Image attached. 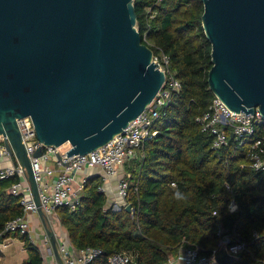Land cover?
I'll return each instance as SVG.
<instances>
[{
  "label": "water",
  "instance_id": "water-1",
  "mask_svg": "<svg viewBox=\"0 0 264 264\" xmlns=\"http://www.w3.org/2000/svg\"><path fill=\"white\" fill-rule=\"evenodd\" d=\"M133 2L0 0V136L24 169L57 264H64L58 238L47 227L17 120L30 117L43 146L68 145L69 159L107 145L146 110L165 74L142 41ZM202 2L210 90L231 111L258 108L264 117V0ZM42 155L39 148L34 157ZM126 211L134 214L131 205ZM214 258L239 259L227 245Z\"/></svg>",
  "mask_w": 264,
  "mask_h": 264
},
{
  "label": "trees",
  "instance_id": "trees-1",
  "mask_svg": "<svg viewBox=\"0 0 264 264\" xmlns=\"http://www.w3.org/2000/svg\"><path fill=\"white\" fill-rule=\"evenodd\" d=\"M133 3L143 43L155 56L170 57L181 90L154 123L157 134L126 169L131 175L126 203L134 214L108 208L102 177H88L76 210H57L69 242L77 250H102L93 264H108L119 252L136 254V264H168L182 247L211 256L222 229L230 244L240 238L247 246L229 264H264V173L248 166V146L238 147L230 136L228 146L215 150L214 137L197 122L215 98L208 84L212 47L202 25V0ZM18 180H0V233L8 221L24 215L21 198L7 190ZM232 201L238 205L235 213L229 211ZM6 237L24 244L29 258L23 264H42L28 234Z\"/></svg>",
  "mask_w": 264,
  "mask_h": 264
},
{
  "label": "built area",
  "instance_id": "built-area-1",
  "mask_svg": "<svg viewBox=\"0 0 264 264\" xmlns=\"http://www.w3.org/2000/svg\"><path fill=\"white\" fill-rule=\"evenodd\" d=\"M161 1L158 0V3ZM153 62L165 74V82L161 91L123 133L95 152L68 159L66 152L69 147L62 152L65 146L58 149L46 147L38 141L34 123L30 117L17 120L22 143L31 160L38 185L42 210L47 219L55 217L60 221L57 210L61 207H68L71 211L76 210L82 197L86 178L81 183H77L75 175L89 168L100 170L103 192H105L104 184L110 179H116V195L125 202L120 208H126L128 205L126 197L131 179V175L126 171V166L143 154L145 144L157 134L156 131H152L154 123L164 114L174 95L181 90V83L170 71V57L160 53L153 56ZM197 122L203 132H209L214 137L213 149L219 150L228 146L231 136L238 143V147L248 146V166L258 173H264V117L258 108L254 114L246 116L245 113L231 111L220 98L215 96L208 110L197 118ZM39 148H43V155L40 158H35L34 154ZM57 153L62 156L64 162L68 163L67 166L58 161ZM3 160L15 162V165L0 168V180L18 177L19 180L12 184L9 193L21 198L24 215L6 223L0 233V253H4V250L11 245L12 238L6 237L9 234L19 232L22 235L28 234L32 239L30 217L38 214L24 169L10 156L5 146V138L0 136V161ZM228 188L230 187L228 186ZM113 201L109 202L110 208L118 206V202L113 203ZM229 211L230 213L238 211L235 201L230 203ZM218 235L222 239L218 249L213 251L211 256L202 254L200 248L182 247L175 257H170L168 264H218L214 257L221 246L227 245L229 254L234 257H238L247 249L246 243L240 238L230 244V239L224 235L222 229H219ZM254 238H258L257 233H254ZM58 242L64 264H93L97 258L103 255L100 249H75L70 244L68 237L62 234L58 236ZM41 255L42 264H57L50 249L49 253L41 252ZM108 264H136V258L134 253L119 252L108 258Z\"/></svg>",
  "mask_w": 264,
  "mask_h": 264
},
{
  "label": "crops",
  "instance_id": "crops-1",
  "mask_svg": "<svg viewBox=\"0 0 264 264\" xmlns=\"http://www.w3.org/2000/svg\"><path fill=\"white\" fill-rule=\"evenodd\" d=\"M67 149L68 148L65 146L62 149V152L66 151ZM10 165H15V162L13 160L0 161V168H5V167L10 166ZM127 167H129V164H127L126 169H127ZM57 170H59V169H57ZM123 171H124V169L122 170V172ZM95 175H101L100 170L99 169H90L89 168V169H85L81 173H77L75 175V178H76L77 183H81L83 179L91 177V176H95ZM10 187L7 189L8 192H9ZM104 187H105V194L107 195L108 198L109 197L111 198V199H108L107 207L109 208L110 207L109 202H112L114 200L113 203L115 201L118 202V206L113 208L114 211L115 212L120 211L121 210L120 207H122L125 202L123 200L119 199L117 197V195H116V189H117V181H116V179H110L107 183L104 184ZM31 220H32V224H34V227H36L38 224L42 223L41 218H40V216L38 214L37 215H32L30 217V222H31ZM42 225H43V223H42ZM32 230H34L33 233L34 232H37V233L40 232L37 229H32ZM60 233L67 237V232H66V230L63 227H62V231ZM33 243L35 244L34 241H33ZM21 246L22 247H21V252H20V255H21L20 258L18 260H13L10 264H23L29 258L28 252L25 250L24 244L22 242H21ZM1 254H2L1 263L2 264H9V261L11 259L9 257H6L5 251H4V253H1ZM134 255H135V258H136L137 255L136 254H134ZM5 261H7V263H5Z\"/></svg>",
  "mask_w": 264,
  "mask_h": 264
},
{
  "label": "rangeland",
  "instance_id": "rangeland-1",
  "mask_svg": "<svg viewBox=\"0 0 264 264\" xmlns=\"http://www.w3.org/2000/svg\"><path fill=\"white\" fill-rule=\"evenodd\" d=\"M66 147L68 148L69 146L66 145ZM108 199H111L110 197ZM111 208H113L111 206ZM46 224L48 229L51 232H54L56 237L58 238V236L61 235V231H62V226L60 221L57 220V218L53 217L49 219H46ZM30 227L31 228V233H32V239L35 242V244L39 247L40 251L43 253L48 252L49 253V248H50V243L48 240V236H47V232L44 228V226L41 224H38L36 227H34V224H32V220L30 223ZM32 229H37L40 232H34V230ZM11 245L5 249V254L6 257H9L11 260L9 261V264L13 261V260H18L20 258V252H21V242L17 239H11L10 240ZM71 244V243H70ZM5 263H7V261H5ZM17 263V262H16Z\"/></svg>",
  "mask_w": 264,
  "mask_h": 264
},
{
  "label": "clouds",
  "instance_id": "clouds-1",
  "mask_svg": "<svg viewBox=\"0 0 264 264\" xmlns=\"http://www.w3.org/2000/svg\"><path fill=\"white\" fill-rule=\"evenodd\" d=\"M176 198H177V199H182L183 197H182V195H181L180 193H177V194H176Z\"/></svg>",
  "mask_w": 264,
  "mask_h": 264
}]
</instances>
